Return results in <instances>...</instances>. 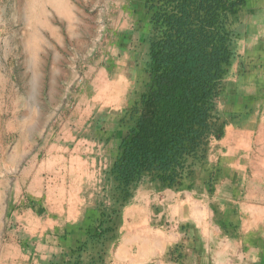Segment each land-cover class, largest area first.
Returning <instances> with one entry per match:
<instances>
[{"label": "rangeland", "instance_id": "rangeland-1", "mask_svg": "<svg viewBox=\"0 0 264 264\" xmlns=\"http://www.w3.org/2000/svg\"><path fill=\"white\" fill-rule=\"evenodd\" d=\"M65 1L0 0V264H25L30 255V264H62L80 246L85 264H107L106 249L119 224L108 172L126 133L121 117L147 78L144 1ZM262 9L264 0H247L233 18L236 55L217 105L224 123L237 113L243 85L263 62L261 42L252 39ZM65 139L70 158L83 153L93 161L95 201L58 246H30L35 236L29 230L36 225L31 214L42 215L43 207L21 200L27 183L54 179L60 148L50 147ZM218 140L212 137L207 160L188 179L192 187L217 180ZM138 188L161 186L145 181Z\"/></svg>", "mask_w": 264, "mask_h": 264}, {"label": "crops", "instance_id": "crops-1", "mask_svg": "<svg viewBox=\"0 0 264 264\" xmlns=\"http://www.w3.org/2000/svg\"><path fill=\"white\" fill-rule=\"evenodd\" d=\"M261 17L252 39L261 42L263 62L243 85L237 113L224 124L217 180L212 187L183 190L138 188L119 214L107 264H264V9ZM66 145L65 139L50 147L60 148L52 181L27 183L22 205L43 207L42 215L31 214L36 225L29 230L35 236L30 246H58L59 237L79 226L95 201L92 159L83 153L70 158Z\"/></svg>", "mask_w": 264, "mask_h": 264}, {"label": "trees", "instance_id": "trees-1", "mask_svg": "<svg viewBox=\"0 0 264 264\" xmlns=\"http://www.w3.org/2000/svg\"><path fill=\"white\" fill-rule=\"evenodd\" d=\"M143 1L149 26L147 78L120 120L126 133L108 172L119 204L115 215L145 181L161 188H192L188 179L207 160L212 137L223 135L217 105L236 55L233 18L247 2ZM82 249L72 250L62 264H85L77 253Z\"/></svg>", "mask_w": 264, "mask_h": 264}, {"label": "bare ground", "instance_id": "bare-ground-1", "mask_svg": "<svg viewBox=\"0 0 264 264\" xmlns=\"http://www.w3.org/2000/svg\"><path fill=\"white\" fill-rule=\"evenodd\" d=\"M45 1H47V2H52V3L54 2V3H58V4H60V3H63L65 0H44V2H45ZM32 2L34 3V5H38V2H40V0H32ZM44 2H43V3H44ZM43 3H42V4H43ZM65 3H67V2L65 1ZM35 8H36V6H35ZM45 14H46V13H45ZM36 18H38V17H36ZM12 97H13V96H12ZM12 106H15V104L12 103ZM7 108H8V107H7ZM12 108H13V107H12ZM10 109H11V108H10ZM10 111H11V110H10ZM11 113H12V112H11ZM0 114H1V112H0ZM12 114H13V113H12ZM14 117L18 119V118L20 117V115H19V114H15ZM11 119H12V118H11ZM8 121H9V120H8ZM11 124H12V123H11ZM13 125H14V124H13ZM11 126H12V125H11ZM9 127H10V126H9ZM8 129H9V128H8ZM29 172H30V171H29Z\"/></svg>", "mask_w": 264, "mask_h": 264}]
</instances>
